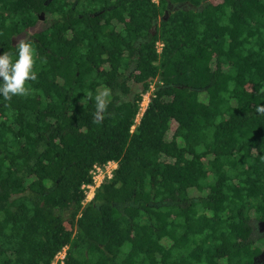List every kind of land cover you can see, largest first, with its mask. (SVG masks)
<instances>
[{"label": "trees", "instance_id": "1", "mask_svg": "<svg viewBox=\"0 0 264 264\" xmlns=\"http://www.w3.org/2000/svg\"><path fill=\"white\" fill-rule=\"evenodd\" d=\"M25 32L38 79L0 96V264H264V0H0V54Z\"/></svg>", "mask_w": 264, "mask_h": 264}, {"label": "clouds", "instance_id": "2", "mask_svg": "<svg viewBox=\"0 0 264 264\" xmlns=\"http://www.w3.org/2000/svg\"><path fill=\"white\" fill-rule=\"evenodd\" d=\"M17 57L14 59L9 52L0 54V96L4 101H11L13 97H28L31 94L30 81H37L35 71L36 51L29 40L21 39L16 44ZM88 97L93 99L92 94ZM111 91L107 88L98 89L95 96V111L93 122L102 123L108 110ZM264 113V107L257 109Z\"/></svg>", "mask_w": 264, "mask_h": 264}, {"label": "built area", "instance_id": "3", "mask_svg": "<svg viewBox=\"0 0 264 264\" xmlns=\"http://www.w3.org/2000/svg\"><path fill=\"white\" fill-rule=\"evenodd\" d=\"M161 48V44H158V50ZM152 88L148 90L145 96H142V99L139 103V109L135 117V122L138 123L143 112L145 111L147 104L151 98ZM144 95V94H143ZM117 167V162L107 161L104 164H94L90 170L91 181L85 184H82L81 189L84 192V203L90 202L95 195L96 189L103 183L105 180L112 177L113 171ZM66 248L63 247L61 251L55 254L51 264H63L65 257Z\"/></svg>", "mask_w": 264, "mask_h": 264}, {"label": "rangeland", "instance_id": "4", "mask_svg": "<svg viewBox=\"0 0 264 264\" xmlns=\"http://www.w3.org/2000/svg\"><path fill=\"white\" fill-rule=\"evenodd\" d=\"M41 26V25H40ZM29 36L28 33H24V35H20V38H17V36H15L14 38V42L17 43L19 40L21 39H25ZM146 94H144L143 96H145ZM253 226H254V231H255V235H262L264 234V224H262V222H254L253 223Z\"/></svg>", "mask_w": 264, "mask_h": 264}, {"label": "water", "instance_id": "5", "mask_svg": "<svg viewBox=\"0 0 264 264\" xmlns=\"http://www.w3.org/2000/svg\"><path fill=\"white\" fill-rule=\"evenodd\" d=\"M40 18L42 19L43 16H40ZM39 29H41V28H39ZM37 30H38V29L36 28V26H33V27H31V28L29 29V32L33 33V32H35V31H37ZM20 35H21V34L17 35V38H20ZM14 38H15V37H13V43H15V42H14ZM262 224H264V221L262 222ZM258 259H262V260H264V251H263L261 254L258 255Z\"/></svg>", "mask_w": 264, "mask_h": 264}, {"label": "flooded vegetation", "instance_id": "6", "mask_svg": "<svg viewBox=\"0 0 264 264\" xmlns=\"http://www.w3.org/2000/svg\"><path fill=\"white\" fill-rule=\"evenodd\" d=\"M41 24H43V22H42ZM22 34L24 35V33H21V35H22Z\"/></svg>", "mask_w": 264, "mask_h": 264}]
</instances>
